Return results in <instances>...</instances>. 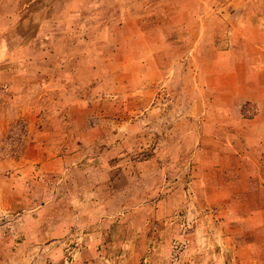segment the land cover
<instances>
[{
  "label": "rangeland",
  "instance_id": "rangeland-1",
  "mask_svg": "<svg viewBox=\"0 0 264 264\" xmlns=\"http://www.w3.org/2000/svg\"><path fill=\"white\" fill-rule=\"evenodd\" d=\"M263 30L264 0H0V264H264L262 142L223 134L257 108L212 72L264 65ZM56 200L50 260L28 224Z\"/></svg>",
  "mask_w": 264,
  "mask_h": 264
},
{
  "label": "crops",
  "instance_id": "crops-1",
  "mask_svg": "<svg viewBox=\"0 0 264 264\" xmlns=\"http://www.w3.org/2000/svg\"><path fill=\"white\" fill-rule=\"evenodd\" d=\"M164 11V10H163ZM165 12V11H164ZM170 12H172V10H170ZM191 14V12H190ZM179 15V13L175 12V13H172V18H175ZM189 14L188 13H183L182 14V20H187V16ZM199 16H202V14H200ZM170 17V18H171ZM192 21H198V16L197 14H193L192 15ZM191 22V21H190ZM186 25L188 24V21L187 22H184ZM184 24V25H185ZM205 23H200L199 26H204ZM216 26V28L218 30H216L215 28V31H219L221 32L222 29H225L226 32H230V35L232 36V42L230 45L231 47L236 45V41H234L235 39V36H236V31L234 30V28H231V26H228V24H220L218 22L215 21V25L214 27ZM179 28V26H178ZM176 28L175 29V34L179 33V36H183L184 38H186V40L188 42H192L191 45L195 44V43H202L204 44L210 51H213L214 53L216 52L218 55H219V50L217 48V46L215 45V41L211 40V36L210 38H205L207 36H204L202 39L200 38L201 37V27L197 28L194 32L193 30L191 29V26L187 25V27L185 28V30H182L181 28ZM178 29V30H177ZM264 31V30H263ZM262 31V32H263ZM213 32V31H211ZM193 33V36L192 34ZM257 33V32H256ZM262 34V33H261ZM219 34L216 33V35L214 36L215 38L218 36ZM264 36V34H263ZM218 38V37H217ZM217 38L215 40H217ZM220 38V37H219ZM221 39V38H220ZM264 39V38H263ZM262 40V38H261ZM234 42V43H233ZM242 42H239V45H241ZM264 42H261L259 43V47L260 49L262 50V53L261 55L264 54ZM243 45V44H242ZM237 52V51H236ZM229 55L228 58H226L227 56ZM226 56H218L216 57L217 61H216V65L217 64H220L223 63V62H226V63H230L226 66H220L218 68V71L217 70H213V76H218L219 73H221V77H223L222 79L224 80L225 77H227L228 79H232L234 81L233 83V90L232 91H235V93H229L230 95H233L234 97L236 96V94L241 90L244 89V92L246 93V99L244 100H249L252 101L255 103V106L257 108V113L255 114V116L253 118H248L249 120H251L252 122L248 121L247 123H245V125H243V120L241 119L242 117L239 116V113H238V109L236 108H230V117L232 119L230 125H229V129H226L224 128V131H223V134H227L228 135V138L229 140H231V138L234 140V147H237V145L239 144V142H246L248 144H251L250 140L253 139L254 137H257L260 139V141L262 142L261 144H259V147H260V156L258 157L259 159H264V102L262 101V99H264V65L263 64H260V65H255V66H250V64H247V69L243 70V71H240L239 69L241 68V66H238V64H241L237 61L236 59V55H231V54H228ZM231 55V56H230ZM228 59V61H227ZM226 60V61H225ZM215 63V62H213ZM242 63H247V62H242ZM253 76L257 77V76H261V79L262 80H259L257 78H254ZM237 78V79H236ZM237 81V82H236ZM238 81H239V84H238ZM16 82V83H15ZM13 84H16V87H15V90H22L23 91V85H20V82L18 83V81H13L12 82ZM18 83V84H17ZM245 86V87H244ZM21 91V92H22ZM20 92V94H21ZM23 95V94H22ZM12 105H11V109H12ZM11 109L9 110V112L11 111ZM235 110V111H234ZM229 117V118H230ZM245 118V117H244ZM216 123L218 122V120H215ZM250 122V123H249ZM244 138V140H243ZM203 140H200V144L201 146H204V148L202 149L203 151H206L205 148H208L206 145L202 144ZM252 141V140H251ZM62 145H64L62 143ZM232 146V144H231ZM67 150V148H66ZM237 151V149H236ZM219 152V155H220V152H221V149L218 150ZM57 157H55V159L53 160V164H55L54 161H57V160H60V159H64L65 157L64 156H60V155H56ZM199 159V158H198ZM203 160H199L201 164H203L201 166L204 167L206 166V164L209 166V164H211L209 167L211 169V166H213L214 162L209 160V162H206L204 160H207L206 158H202ZM236 159V157H235ZM197 161V160H196ZM202 161V162H201ZM230 161V160H229ZM222 167L220 166L219 169H221ZM210 171V170H208ZM88 179H91L90 176L88 175L87 177ZM217 181H218V178H216ZM215 180V178H214ZM206 181V180H205ZM214 183V181H213ZM26 186L21 182L19 183L18 187H12L10 184H9V187L6 191V195L8 197L9 200H7V203L9 201V204L8 205H11L12 203H16V202H20L23 199L22 195V191H24V189ZM26 193V191H25ZM52 203H56L55 205H52ZM55 206V208H54ZM40 207V210H38L37 212L35 213H39V215H41V211L47 207H49L51 209V207H53L54 209V217H55V220L53 221V225L52 226V231L50 230H47L46 234H43L42 232V229L40 224H39V221L42 222L41 224L44 226V227H48L50 224H47L46 223V219L47 217H49L48 215H41V216H37L36 220H33L32 222H30L28 224L31 225L32 227V232L30 231V233H34L35 231L36 232V236H38L37 238H35L34 240L35 241H39V240H42L41 242V246H42V249H47L44 251V254L48 257V259L50 258H55V257H60L59 254H58V250L57 249H54V248H49L51 245H52V242H51V239L47 238V236H52V234H59L62 229H63V226H64V222L66 223V218L68 216H66L67 212H65L63 210V216H66V217H63L61 216V212H60V209H61V203L56 200V201H51V202H43L41 204H39V206H36V208ZM69 207V206H68ZM20 215V214H19ZM16 215V220L17 219H20L21 215ZM41 217V218H39ZM51 218V217H49ZM27 218L24 217V220H26ZM43 219V220H41ZM49 236V237H50ZM45 239V240H44ZM51 260V259H50ZM53 264V260H51ZM50 261V262H51ZM59 264V262H58ZM60 264H65L63 260H61V263Z\"/></svg>",
  "mask_w": 264,
  "mask_h": 264
}]
</instances>
